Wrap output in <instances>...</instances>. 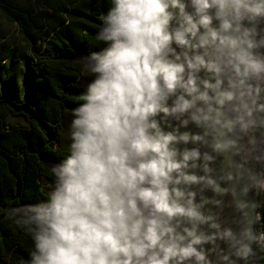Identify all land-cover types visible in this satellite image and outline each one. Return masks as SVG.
Segmentation results:
<instances>
[{
  "label": "clouds",
  "instance_id": "1",
  "mask_svg": "<svg viewBox=\"0 0 264 264\" xmlns=\"http://www.w3.org/2000/svg\"><path fill=\"white\" fill-rule=\"evenodd\" d=\"M96 40L46 199L8 213L32 241L27 264H213L204 245L217 240L229 247L217 264L264 251V231L237 234L203 211L222 202L198 194L229 189L209 175L214 157L187 147L251 154L264 129V0H110ZM190 122L202 131H180ZM236 168L246 182L230 195L244 210L264 174Z\"/></svg>",
  "mask_w": 264,
  "mask_h": 264
},
{
  "label": "trees",
  "instance_id": "2",
  "mask_svg": "<svg viewBox=\"0 0 264 264\" xmlns=\"http://www.w3.org/2000/svg\"><path fill=\"white\" fill-rule=\"evenodd\" d=\"M110 0H0V264H27L33 245L9 210L46 199L66 154L74 107L90 79L83 59ZM256 264H264L257 251Z\"/></svg>",
  "mask_w": 264,
  "mask_h": 264
},
{
  "label": "water",
  "instance_id": "3",
  "mask_svg": "<svg viewBox=\"0 0 264 264\" xmlns=\"http://www.w3.org/2000/svg\"><path fill=\"white\" fill-rule=\"evenodd\" d=\"M201 75H203V73H201ZM169 103H170V101H169ZM169 123L171 126H178L177 121H170ZM162 127H164V129L166 131L170 130V127H168V126L162 125ZM180 131H189L190 133H200L202 130L197 128L194 124H192L190 122L189 125L187 126V128H181ZM263 132H264V130H263ZM259 134L260 133H258V130H254V132L252 133L254 142L257 141ZM240 142L247 144L246 138H241ZM187 147H189V148L198 147L202 154L204 152H208L210 155H212L214 157V159L211 162H214L215 166L218 163H222V166H218V170H216L215 174L217 175V179H218L220 186L222 188L229 189V193H225V195H224L225 196L226 209L224 211H222L220 215H218V223H220L222 227L231 228L232 231L234 233H237V234L240 232L241 228L246 223H248L250 225V227L255 231V223L252 221H253V217L255 216V213H256L259 192L252 191L251 189H249V191L247 192L246 195L239 197L240 199H242L248 203V207L244 210H236L235 207L233 206V203H232V196L230 195V192L232 190L239 192L240 188L245 184V183H243V184L240 183V179L242 178V176L240 175V173L237 169H236V171L234 170L233 160L236 158L235 155L230 156V160L228 162H226L228 160V157H226L223 154L213 153L211 151V149L205 145H200V144L194 145V144L189 143L187 145ZM194 171L196 172V170H194ZM229 173H232L234 175V179L232 181H229L226 179V176ZM263 173H264V160L260 166L258 175L263 174ZM197 202H199L198 198H197ZM207 207H208V204H205L204 208H207ZM205 231H211V230L205 228ZM217 246L220 250L219 253L217 252ZM253 247H255V246L253 245ZM204 248H205L206 253L209 256H210V254H209L210 249L212 250V253H211V256L209 257V259L213 262V264H217L218 254L229 253L228 245L225 242L220 241V240H217L215 242V245L205 244ZM232 259H235L236 264H256V257L255 256L250 257L248 261H242V260L236 259L235 257H232Z\"/></svg>",
  "mask_w": 264,
  "mask_h": 264
},
{
  "label": "flooded vegetation",
  "instance_id": "4",
  "mask_svg": "<svg viewBox=\"0 0 264 264\" xmlns=\"http://www.w3.org/2000/svg\"><path fill=\"white\" fill-rule=\"evenodd\" d=\"M262 51H264V50H262ZM256 130H258V133H260V134H259L257 141H255V143L251 146L252 151H251V154L247 157V159L244 158L243 151L240 152L239 154L235 155L236 158L233 160V165H234L233 167H234L235 171L237 169L236 165H242L245 170L258 175L259 169H260V166H261L263 160L257 159V156L259 155L261 150H264V132H263L264 129L258 128ZM239 143H240L242 148L249 147L246 143L244 144V143H241L240 141H239ZM229 160H230V157H228V160L226 162H228ZM197 163L200 164L201 161H197ZM213 163L214 162H211V163L209 162V168L211 169V172L209 173V175H211L218 182L217 175L215 173H216V170H218V166H222V163H218L216 166H215V163L214 164ZM196 173H197V175H204V173L202 171H200L199 168L196 169ZM245 182H246L245 178L242 176V178L240 179V183L243 184ZM198 187L199 186H196L197 189H198ZM196 188H194V190H196ZM224 195H218V194L213 193L210 189H206L202 193L198 194L197 198H198V201H200L201 197L206 198V199H218V200H220L222 202L221 207H217L213 204H208V207H207L208 209L203 208V211H205L206 213L220 215L221 212L226 209L225 196ZM205 228H207V227L203 226L202 230L205 231ZM211 253H212V250L210 249V253H209L210 256H211Z\"/></svg>",
  "mask_w": 264,
  "mask_h": 264
},
{
  "label": "built area",
  "instance_id": "5",
  "mask_svg": "<svg viewBox=\"0 0 264 264\" xmlns=\"http://www.w3.org/2000/svg\"><path fill=\"white\" fill-rule=\"evenodd\" d=\"M257 213H259L260 217L258 218V223L255 224V230L264 231V194L259 193L255 215Z\"/></svg>",
  "mask_w": 264,
  "mask_h": 264
}]
</instances>
